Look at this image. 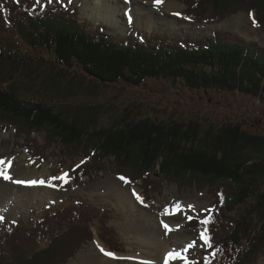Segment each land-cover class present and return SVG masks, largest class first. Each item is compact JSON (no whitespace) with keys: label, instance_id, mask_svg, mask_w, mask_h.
<instances>
[{"label":"trees","instance_id":"1","mask_svg":"<svg viewBox=\"0 0 264 264\" xmlns=\"http://www.w3.org/2000/svg\"><path fill=\"white\" fill-rule=\"evenodd\" d=\"M171 1L184 3L188 8L183 13L184 19L195 25H212L222 18L213 13L222 14L227 7L224 2L242 1L250 5L243 9L248 11L252 24L254 18L259 24L255 27L264 32V0ZM55 5H35L31 0H23L19 5L13 0H0V65L10 67L5 73L0 71V122L5 119L15 126L26 122L36 132L48 129L51 139L67 150L80 149L86 143L99 148L106 158L117 160L120 173L115 174L132 181L142 180L141 188L148 199L153 197L150 194L154 190L143 172L152 174L156 169L163 178L184 184L204 183L217 190L227 186L229 192L220 190L223 192L220 197L216 192L208 230L213 228L216 234L218 224L233 220L228 218L229 213L233 218L237 210L242 211L239 208L251 205L259 220L253 227L251 213L248 219L243 216L238 222L233 221V232L243 242L237 248H249L254 240L264 248V135L249 132L238 122L235 126L229 123L217 127L196 119L167 122L136 119L132 106L126 107L122 116L118 113L112 116L107 109L115 105H104L95 98L100 86L123 83L129 89H141L154 80L172 85L182 83L193 91L213 92L225 100L233 95L242 101L247 98L264 101V48L257 43L253 46L232 43L222 33L199 40L172 41L169 36H147L131 27L127 37L118 38L101 26L91 34V24L80 20L78 10ZM192 7L197 8L196 13H191ZM27 70L43 80L19 83L16 74ZM89 84L91 89L85 87ZM22 87L33 96H24L28 92ZM76 94L83 98L77 100ZM81 207L73 215L78 226L72 224V230L62 229L61 224L50 227L46 241L54 247L49 245L48 250H55L66 242L65 238L85 229L84 224L89 228L85 229L86 240L93 237V227L102 228L103 241L112 244L111 238L105 236L106 221L82 219ZM64 231L67 232L62 237ZM16 233L5 228L0 238V264H33L41 256L36 255L33 260L22 257L10 243ZM248 235L254 238H247ZM216 236L220 238L214 236L212 245H232L223 232ZM68 247L66 244L62 250L60 264L74 250L66 251ZM47 251L40 253L44 255Z\"/></svg>","mask_w":264,"mask_h":264},{"label":"rangeland","instance_id":"2","mask_svg":"<svg viewBox=\"0 0 264 264\" xmlns=\"http://www.w3.org/2000/svg\"><path fill=\"white\" fill-rule=\"evenodd\" d=\"M32 2L35 5L57 4L55 6L62 9L78 10L80 20L91 24L93 28L90 27L91 34L101 26L111 30L112 32L109 33L118 38L127 37L126 33L130 31L128 29L131 26V29L138 33L140 31L147 36L154 34L169 36L172 41L199 40L215 33H222L227 34V39L232 43L245 42L250 46L257 43L264 48V32L252 26V20L246 10L250 5L242 1L224 2L227 12L226 10L220 12L214 8L215 12L222 13H213L214 16L222 15L220 16L222 18L217 22L213 21L214 23L209 26H193L185 20L183 13L188 8L180 1L163 0L159 6L155 0H32ZM94 2L108 8L103 3L106 2L115 9L116 13L109 19L105 18V15L99 17L101 9L93 8L91 4ZM195 9L197 8L192 7L191 13H196ZM17 11L20 13L21 8ZM198 13L203 15L201 12ZM9 68L0 65L2 73ZM16 75L19 83L31 84L32 80L36 83L43 80L38 74L31 73V70L25 73L19 71ZM125 86L123 83L118 86H100L96 91L95 98L99 102L104 105H115L107 109L112 116L117 113L122 116L124 109L132 106L136 119L149 118L161 122L196 119L203 124H214L217 127L229 123L235 126L238 122L247 131L264 135V101L250 98L242 101L238 100V96L233 95L225 100L221 95L213 92L193 91L182 83L172 85L169 82L153 80L141 89H129ZM85 87L91 89L90 84ZM22 90L28 92L26 87H22ZM24 96L33 95L28 92L24 93ZM74 98L78 100L83 96L76 94ZM90 100L94 99L90 98ZM108 115L107 113V118L110 116ZM0 125H2L0 160L7 163L9 172L14 174L13 176L10 174L11 177L25 184L37 182L35 185L24 184L23 190L14 188L12 193L8 192L11 193L8 196L5 187L9 186V181L0 179L5 186L0 187L2 197L0 198L2 210H0V238L6 227L11 230L13 226L15 229L21 226L18 234L11 237L10 243L18 248L22 257L33 260L36 255L41 256L33 264H60L59 261L62 259L60 257L64 254L62 250L66 249V244L69 246L66 251L74 250L63 264H141L142 261L162 264L164 255L162 256L161 250L164 247L168 248L169 252L173 250L183 252L193 241L195 247L188 248L185 255L188 260L197 264H264V248L256 245L257 240L250 243L249 248H237V244L243 242L239 235L233 232V221L238 222L243 216L248 219V215L254 212L251 205L239 208L242 211L237 210L232 215L233 218L226 211L232 221L225 220L221 223L218 217V223L221 224L217 225L216 234L223 232L226 236L224 238L232 242L230 247L214 243L212 248H209L200 239V232L205 226H201L199 221L211 218L209 212H212V206L216 202L214 199L216 192L218 191V195L223 194L221 191L229 192V187L221 186L220 191L217 187L204 183L200 186L193 184L192 181L184 184L185 182L163 178L156 169V171L152 170L154 172L152 174L143 172L147 184L154 191L150 194L153 196L151 199L147 198L141 203L133 192L140 197L144 195V190L141 188L142 180L136 178L139 181L128 183L121 180L120 174H115L120 173L117 160L106 158L99 148L97 151L95 147L86 143L80 145L81 152L78 148L67 150L59 147L60 143L51 139V132L48 129L36 132L26 122L24 124L18 122L15 126L5 119ZM59 134L63 133L60 131ZM63 172L69 175L68 183L52 179L62 176ZM151 180L157 181L158 184ZM40 181H45V184H40ZM48 184H54L55 187H49ZM79 206H83L81 209L84 210L82 219L86 217L90 220L106 221L105 236L112 241L108 246L109 249L119 251L118 257H127V259H112L104 255L94 237L90 239L88 235L89 238L86 240L84 234L87 231L85 229L89 230L87 224H84L85 229L82 231L65 238L66 242L61 243L55 250H48L49 245L54 247L46 241L50 237L48 235L50 227L61 224L62 229L72 230V224L78 226L77 219L73 215L77 214ZM189 216L192 217L191 220ZM251 218L252 226L255 227L259 217L253 213ZM82 219L80 223H83ZM37 222L39 223L35 225ZM96 224L101 228L98 223ZM165 224L171 231L164 227ZM197 224L199 226L195 227ZM94 229L103 237L102 228L94 227L92 236ZM65 232L67 231L60 235L64 237ZM208 233L212 240L214 236L220 238L216 236L213 228L212 231L208 230ZM108 237L105 240L108 241ZM251 237L254 238V235L247 236V238ZM243 241L248 242L247 239ZM240 244L239 247H242ZM45 251L48 253L41 254ZM170 264H184V260L174 259Z\"/></svg>","mask_w":264,"mask_h":264},{"label":"snow or ice","instance_id":"3","mask_svg":"<svg viewBox=\"0 0 264 264\" xmlns=\"http://www.w3.org/2000/svg\"><path fill=\"white\" fill-rule=\"evenodd\" d=\"M155 3L159 6L160 4L163 3V0H155ZM174 15H179L178 13H174ZM252 15V14H250ZM253 24L254 26L256 27H259V24L256 23L255 19L253 18ZM4 164V161L3 160H0V165H3ZM10 166V165H9ZM0 175H3L5 179L7 180H11L12 178L8 175L5 174L4 172V169L3 167H0ZM53 180H61L63 181L64 183H68L69 181V175L68 173H64L62 176H59V177H53L52 178ZM121 180H124L126 183H128L129 181L126 180L125 177H120ZM15 183H23V181H13ZM37 182L36 181H32L31 184L35 185ZM40 184H45V181H40L39 182ZM47 186L49 187H55L54 184H48ZM133 195L136 196V198L141 202L143 203V199L138 195L136 194L135 192H133ZM189 220L192 219L191 216L188 217ZM209 223H211V220L210 219H204L201 221V224L203 225H208ZM164 227L166 229H169V226L167 224L164 225ZM169 231H171V229H169ZM200 239H202L204 241V244L207 245V247L211 248L213 245L211 243V240H212V237L209 235L208 233V230L207 228L205 227L201 232H200ZM99 247V245H97ZM192 247H195V242H191L189 243V245L187 246V248H185L183 250V252H178V251H175L173 250L172 252H169L168 253V258L167 260L165 261V264H168V260H174V259H183L184 260V264H197V262L195 261H190L187 259L185 253H187L188 251V248H192ZM102 252H104V255L112 258V259H127V257H118L115 255V253H112V252H106L103 248L100 249ZM141 264H151V262L149 261H142Z\"/></svg>","mask_w":264,"mask_h":264},{"label":"bare ground","instance_id":"4","mask_svg":"<svg viewBox=\"0 0 264 264\" xmlns=\"http://www.w3.org/2000/svg\"><path fill=\"white\" fill-rule=\"evenodd\" d=\"M108 8H105L104 6H102L100 3H96V2H94V3H92L91 5H92V7L93 8H99V9H101V13L99 14V17H102L103 15H105V18H110L113 14H115L116 13V11H115V9L109 4V5H107L106 4V2H103ZM88 10L89 11H91V9L90 8H88ZM132 15V14H131ZM7 163H4L3 165H0V167H3V169H4V172H5V174L6 175H8V176H10L11 177V175L13 176L14 174L10 171L9 172V169H8V167H7V165H6ZM11 174V175H10ZM12 178V177H11ZM0 179L1 180H3V181H9V183H8V185L9 186H4L3 185V183L0 181V184H1V186L0 187H5V192H6V194L9 196V195H11V193L13 192V190H15L17 187L18 188H20L19 190H23V186L20 184V183H15V182H13V181H18V180H14L13 178L11 179V180H7V179H5L4 178V176L3 175H0ZM29 184H31V183H29ZM29 184H25V185H29ZM8 187H10V188H8ZM15 188V189H14ZM9 191H11V193H8ZM0 198H2L1 197V195H0ZM6 199H7V197H6ZM19 199V198H18ZM1 210V209H0ZM2 211V210H1ZM131 218V217H130ZM154 218V217H153ZM148 219V218H147ZM146 219V220H147ZM145 220V219H144ZM143 222V221H142ZM144 223V222H143ZM165 223H167V224H169L168 222H165ZM170 225V224H169ZM170 228V227H169ZM161 240V239H160ZM165 243V242H164ZM162 245V244H161ZM158 247V246H157ZM158 249V248H157ZM157 249H156V251H157ZM170 251V250H169ZM169 251H168V248H166V247H164L162 250H161V253H162V256H163V258H164V260H165V258H166V256L168 255V253H169Z\"/></svg>","mask_w":264,"mask_h":264}]
</instances>
